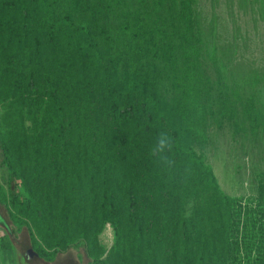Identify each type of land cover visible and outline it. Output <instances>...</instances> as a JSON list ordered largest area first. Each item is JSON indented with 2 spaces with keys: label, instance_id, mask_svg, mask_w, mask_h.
Returning a JSON list of instances; mask_svg holds the SVG:
<instances>
[{
  "label": "trees",
  "instance_id": "16d2710c",
  "mask_svg": "<svg viewBox=\"0 0 264 264\" xmlns=\"http://www.w3.org/2000/svg\"><path fill=\"white\" fill-rule=\"evenodd\" d=\"M200 1L0 0V204L41 258L264 264V175L233 197L206 158L223 134L264 155V74Z\"/></svg>",
  "mask_w": 264,
  "mask_h": 264
},
{
  "label": "rangeland",
  "instance_id": "374dc122",
  "mask_svg": "<svg viewBox=\"0 0 264 264\" xmlns=\"http://www.w3.org/2000/svg\"><path fill=\"white\" fill-rule=\"evenodd\" d=\"M246 3L247 16L244 15L243 10H239L237 3L234 6L232 15L224 3L214 10L211 0H201L200 10L205 22L208 24L214 20L213 14L215 13L219 44L225 48L228 44L236 42L237 45L235 46L239 59L246 58L245 60H249L254 68H258L264 74V21L261 20L259 12L260 8L264 6V0H246ZM260 97L264 102V86L260 89ZM214 142V147L208 150L206 158L213 167L223 191L233 197H254L257 180L259 176L264 175V155H261L259 150L251 149L250 145L242 147L240 142L233 141L231 136L226 134L218 136ZM1 159L2 154L0 153V186L9 193L10 174L7 166L1 163ZM11 186L24 197L25 194L20 181L14 182ZM3 219L0 213V223ZM7 243L9 242L6 240L5 244ZM100 243L105 248L107 255L114 243L113 229L109 224L100 236ZM8 252L4 257V261L1 259L2 255H0V264L17 263L12 249L9 248ZM54 263L87 264L88 259L83 251L71 250L67 254H58L54 258Z\"/></svg>",
  "mask_w": 264,
  "mask_h": 264
},
{
  "label": "crops",
  "instance_id": "0c3cea01",
  "mask_svg": "<svg viewBox=\"0 0 264 264\" xmlns=\"http://www.w3.org/2000/svg\"><path fill=\"white\" fill-rule=\"evenodd\" d=\"M0 213L2 218H4L0 223V255H2V261H4L5 255L9 253L10 248L18 264H55L54 260L48 261L39 256L32 245L28 230L12 220L6 206L0 204ZM6 240L9 243L5 244ZM17 263L15 262V264Z\"/></svg>",
  "mask_w": 264,
  "mask_h": 264
},
{
  "label": "clouds",
  "instance_id": "9594fccd",
  "mask_svg": "<svg viewBox=\"0 0 264 264\" xmlns=\"http://www.w3.org/2000/svg\"><path fill=\"white\" fill-rule=\"evenodd\" d=\"M163 144H164V141H163V140H161V144H160V146L162 147V146H163Z\"/></svg>",
  "mask_w": 264,
  "mask_h": 264
}]
</instances>
